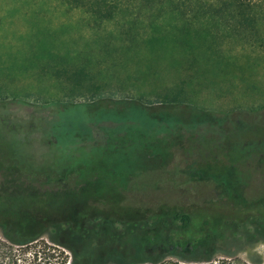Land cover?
Listing matches in <instances>:
<instances>
[{
    "label": "rangeland",
    "instance_id": "374dc122",
    "mask_svg": "<svg viewBox=\"0 0 264 264\" xmlns=\"http://www.w3.org/2000/svg\"><path fill=\"white\" fill-rule=\"evenodd\" d=\"M198 1L0 0V171L52 192L35 213L29 210L41 190H8L5 203L25 204L16 216L36 214L44 240L50 224L66 225L84 211L88 223L109 220L115 239L149 235L172 241L178 254L223 259L227 252L264 264V225L256 216L208 217L254 203L184 182L197 168L193 147L184 152L191 136L211 137L198 141L201 149L215 145L227 122L251 141L262 135L264 0H234L257 2L251 10ZM248 119L251 126H241ZM144 144L155 157H145ZM175 144L181 148L170 158ZM232 146L231 154L213 157L227 158L226 166L209 165L207 152L195 160L199 171L224 176L236 190L244 174L232 168L242 158ZM245 170L264 179L252 164ZM94 177L100 189L87 185ZM112 177L130 191L111 187ZM261 201L255 204L263 209ZM137 207L150 211L141 216ZM127 243L117 242L131 250ZM194 243L203 245L193 252Z\"/></svg>",
    "mask_w": 264,
    "mask_h": 264
},
{
    "label": "trees",
    "instance_id": "16d2710c",
    "mask_svg": "<svg viewBox=\"0 0 264 264\" xmlns=\"http://www.w3.org/2000/svg\"><path fill=\"white\" fill-rule=\"evenodd\" d=\"M198 2L199 1L197 0V3ZM216 4L222 7L231 4L237 6L239 9H242L241 6H243L249 10L258 5L257 2H254L250 4L251 7H246L241 2H236L234 0H217L216 3H212V6ZM130 105L131 103H128L127 107H130ZM140 107L141 109L146 110L145 107ZM148 117L151 119L155 118V116L151 114H148ZM225 117L226 118L222 119L227 121V118L229 117ZM208 121L211 122V124H214V122L212 123V120ZM251 123L252 122H250L248 119V121L241 122V126H251ZM234 126L227 122L226 127H224L222 130H219V135L222 142L214 141L215 145L208 144L202 149L197 144L198 141L201 139V141H211V137L203 136V138L198 135V138L197 135L191 136L193 141L190 144L185 145L184 152L186 153L193 147V156H195L193 160L195 161L194 164L197 165V168L194 169V172L191 175H187L184 182L202 184V186L200 185L201 188L204 187L206 189H210L215 195L220 193L221 195H227V197L233 199L239 200V198H241L246 202L254 203V207L247 208L246 210H243L238 206L230 207L228 210H223L224 212H222L221 217H215L212 216V214H209L208 217L214 219L227 218L232 219L233 221H238L247 218V216H256L258 221L261 222V225H264V221L262 220V218H264V208L260 209L261 207H259L258 204H255L257 203L256 201H259L260 199H262L261 202H263L264 179H261V176L257 173L254 175H247L244 173V171H246L245 165L248 166V164H252V168L255 172L260 169V172L264 173V129H262V135L257 137L258 139L256 138L258 141H251L250 138H247V134L245 132L235 131ZM244 130L246 132L248 131V129ZM136 135L137 138L139 137L138 139H140V136L137 133ZM124 139L125 138L121 137L120 141H124ZM232 145L235 146V149H237L242 156L240 161L232 164V168L237 170L240 169L244 174V176H242V180L239 181L241 184L240 189L236 188V190L230 189L231 183L225 179L224 176L221 178L220 176L212 174L207 175L199 171L198 165L201 162L199 163L198 160L200 158L195 160V158H198L199 154L202 155V157L204 154L206 156L212 155V158L207 157L206 159L208 160L209 165H221V167L226 166L228 165L227 158H224L223 156H219L218 158L213 157H215L217 152L231 154L230 151L233 147ZM177 147L178 145L175 144V147H173L168 152L170 153V158L172 157L171 152ZM141 148L142 151L145 152L146 158L153 157V155L155 157V154L153 153L154 150H152V152L149 151L148 144H144L141 146ZM139 149L140 148H138V150ZM162 154L164 157L161 158L162 161L166 162L168 159H170L166 152H162ZM7 164L8 165L6 166L10 167V162ZM60 179L61 177H54V179H52L54 180L52 184L55 186L59 184V182L61 183ZM100 179L101 178L94 177L93 179L90 178V180H87L86 182L87 185L90 184V187L100 189ZM77 181L78 178L74 177L75 184ZM169 181L171 184H175L176 179L171 177ZM39 183V181L36 183L31 182L28 179L19 181L18 177H13L7 172L0 171V215L2 216L0 217V264H248L236 259L227 252H222L225 257L223 259H215L212 257V255L206 257H194L183 253L178 254V252L175 251L177 246L171 243L172 241L167 242L165 238L154 239L152 236L148 235L143 238L135 237L134 239H131V236L128 235L129 238H126V240L119 238L115 239V237L111 236L112 231L109 220H103L101 222L95 220L91 223H88L90 220L88 219L89 217L87 212L84 211H76V213L74 212V216L66 225L52 222L55 224H50L49 228H53V232L49 234L48 240H44L42 236L47 230L44 226H42L41 220L36 219V214L25 213L22 216H16L17 210L19 209V213L24 209V207L21 205L25 204L16 206L5 203V201L9 199L7 193L8 190L30 191L31 189L38 192V190H41L39 189ZM109 183L111 187L116 184L120 186L122 190L130 191L128 190L130 188L129 186L120 184V182L115 177H112ZM55 187L60 188L61 186ZM72 188L68 189H71L73 192ZM98 191L92 192L93 194H97ZM250 191H252L253 196L248 194ZM51 193L52 192L49 190H45L43 188L41 191H39V193L35 194L38 198L35 197L36 201L33 200L35 202V206H33L34 209L29 211L31 213L37 212L36 208H38L39 204L43 202L42 199L47 196L49 197ZM94 198L98 199L100 197H93L92 195L89 199L95 201ZM124 200L125 198H122L121 201L124 202ZM84 202L87 203L89 201L85 200ZM128 209L132 210L131 207ZM130 210L125 212H130ZM139 211L141 216H144L145 213H149L150 210L145 208L140 209ZM137 213H128L127 216H134L137 215ZM161 215L163 216L164 212H162L160 216ZM106 229L108 231H105ZM225 240V238H220L219 242L223 244L226 243ZM119 241H125V244L129 241L127 245H133V248L131 250L124 249L122 246H118L117 242ZM201 245L203 244L199 243L196 245V243H194L192 246H190V249L194 252L195 248ZM162 250H167V252L164 253ZM172 257L175 258L176 261L171 260L170 258ZM249 264L261 263L252 261Z\"/></svg>",
    "mask_w": 264,
    "mask_h": 264
}]
</instances>
